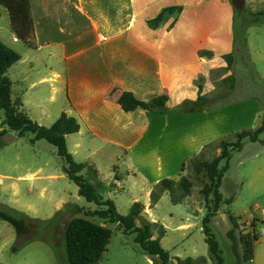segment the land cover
I'll list each match as a JSON object with an SVG mask.
<instances>
[{
  "label": "crops",
  "instance_id": "0c3cea01",
  "mask_svg": "<svg viewBox=\"0 0 264 264\" xmlns=\"http://www.w3.org/2000/svg\"><path fill=\"white\" fill-rule=\"evenodd\" d=\"M245 3L248 6L253 2L245 0ZM12 5L11 1L0 0V17H6L9 27L3 30L0 26V40L20 54V59L8 69L9 72L16 67L12 76L8 73L12 98L18 95L21 108L35 121L36 117L31 115L34 108H39L46 119L52 116L51 122L61 112L76 117L80 129L70 133L74 137L72 149L68 146V150L76 159L77 152L87 148L84 159L77 161L85 163L83 175L104 188L116 209L118 205L109 194L126 188L133 197L125 206L129 210L135 201L142 204L140 221L163 230L159 236L154 227L153 237H159L173 263L188 257V250L181 246L187 240L191 244L190 252L196 254L190 240L193 234L190 219L165 221L154 210L169 193L164 191L152 205L150 191L163 178L177 181L187 175L181 174L182 163L197 156L204 146L232 133L222 130L230 127L228 123L237 121L238 115H249L250 108L256 113L264 110V103L258 98L220 108L206 107L213 98L234 89L235 75L229 71L235 56L230 1L27 0L28 27L16 21ZM168 6L182 9L169 15L158 27L148 26L146 20ZM199 51L209 54L200 55ZM38 62H43L49 72L39 73L36 80L32 74ZM216 69L226 72L222 81L229 82L228 88L220 92L215 91L210 79ZM35 83L49 88L50 102L55 94L60 96L61 102L54 110L40 98L32 103L28 90ZM123 90L131 91L140 100L166 95L168 107L184 103L198 109L188 113L148 112L141 107L124 111L116 101ZM103 148L107 149L111 163L108 174L100 172L93 158ZM116 162L124 166V174L116 170ZM189 194L180 202L188 200ZM195 204L192 205L198 206ZM217 215L226 213L219 209L212 218ZM170 232L174 238L168 247L164 240ZM37 238L40 239L27 240ZM153 256H147L150 263L155 261Z\"/></svg>",
  "mask_w": 264,
  "mask_h": 264
},
{
  "label": "rangeland",
  "instance_id": "374dc122",
  "mask_svg": "<svg viewBox=\"0 0 264 264\" xmlns=\"http://www.w3.org/2000/svg\"><path fill=\"white\" fill-rule=\"evenodd\" d=\"M252 2L248 6L245 3V12L235 16L233 46L235 56L231 70H229L235 75L234 89L231 93L224 95L229 101L219 105V108L251 98L261 99L264 103V23L250 24L252 17L249 14L263 8L264 0H252ZM0 26L3 30H9L6 17H0ZM17 44L22 45L21 42ZM15 68L13 66L6 75L9 76V73L12 76ZM43 72L48 73L49 70L43 62H38L32 74L33 78L37 80V75ZM224 76L226 72L220 69L211 72L210 79L215 86V91L220 92L228 88L229 82L222 81ZM28 91L33 100L32 103H37L39 98L43 99V104L50 110H54L53 107L61 102L57 94L50 102L51 91L45 84L35 83ZM250 110L249 115H238L237 121L227 124L229 128L226 126L223 128L224 133L232 131L225 138L233 139L234 134L242 128L255 129L260 124L264 110L257 113L251 108ZM31 113L40 125L49 126L53 123L51 122L52 116L48 119L41 116L39 108H34ZM3 117V111L0 110L1 121ZM1 121L0 128L2 127ZM32 137L31 132H25L24 136L18 137L15 132L9 131L5 136L6 144L0 147V204L38 219V221H31L29 232L20 237L11 225L0 220V264H68L64 252L63 233L66 223L73 217H83L111 229L106 250L93 264H160L157 256H153L154 263L148 261V255L134 241V234L123 233L117 223L89 215L87 212L95 210L97 206L78 195L77 185L68 179L62 169L64 161L57 155L56 148L44 139L30 142ZM73 137L74 135L71 134L66 137L67 147L71 149ZM263 137L264 133L260 135V139ZM216 145L213 143L211 147L205 149L202 159L209 161L219 154L220 150L216 152ZM103 150V152H97L93 158L97 160L100 172L108 174L111 170L109 166L111 163L108 160L109 153L105 152L106 148ZM86 152L87 148L82 147L77 152L75 160L84 159ZM115 164L118 166L116 170L119 174H124V166L120 162ZM81 173L86 174L85 170ZM181 174H188L193 181L188 200L186 198L183 202L173 205L169 195L167 199L159 203L154 213L163 216L165 221H177L188 217L193 226L190 240L193 241L197 252L196 254L190 252L189 240L181 246L186 247L188 257L194 259L197 264H213L201 231V219L206 212L205 201L200 193L202 184L195 180L190 170L183 169ZM90 181L104 198H108L104 188L91 179ZM222 184L220 190L222 195L225 198L231 197L232 200L220 207L226 215H217L210 221L211 231L223 258L222 264H234L235 262L230 249V240L226 236V231L231 227L227 214L239 217V230L242 233H251L255 229L259 234L258 239L253 243V257L246 264H264V144L261 141L252 142L244 139L242 149L232 152ZM174 193L179 192L175 190ZM109 195L117 203L118 212L126 214L128 207L125 203L133 195L129 194L126 188L115 190V193ZM194 203L198 206L192 205ZM253 219L254 226L252 227L249 223ZM155 229L158 233L161 231L160 227H155ZM34 237H40V239L27 240V238ZM172 238L174 235L171 232L168 233L164 245L169 247L173 243ZM14 245L17 246L15 250L12 249Z\"/></svg>",
  "mask_w": 264,
  "mask_h": 264
},
{
  "label": "trees",
  "instance_id": "16d2710c",
  "mask_svg": "<svg viewBox=\"0 0 264 264\" xmlns=\"http://www.w3.org/2000/svg\"><path fill=\"white\" fill-rule=\"evenodd\" d=\"M8 1L13 4L11 11L16 21L23 27H28L27 0ZM229 1L233 8L235 39V16L245 12V0ZM181 9V6L165 7L156 16L147 19L146 22L152 28L158 27L169 15L177 14ZM249 14L252 17L250 24L260 25L264 23V7ZM233 52L235 54L234 50ZM199 54L207 55L209 52L199 51ZM225 57L228 58L230 56ZM19 59L20 54L0 40V110L3 111L4 115L1 121L2 127L0 128V147L6 144L5 136L9 131L15 132L18 137L24 136L25 132H31L33 137L30 142L38 139L46 140L56 148L57 155L64 161L62 169L68 179L77 185L78 195L97 206L95 210L87 212L89 215L98 216L107 222L117 223L123 233L134 234V241L141 247L142 251L145 254L157 256L160 264H197L190 257H186L183 260L177 259V262L173 263L169 251L160 244L159 237H153L152 230L156 225L140 221V213L143 209L140 202H133L126 214H120L114 202L111 199L104 198L97 191L95 185L81 173L85 163L77 162L73 158L66 143V135L75 133L80 129V122L76 117L61 112L51 125L44 126L30 118L23 111L20 99L12 98V82L6 75L8 69ZM166 100V95H153L146 100H140L131 91L126 90L121 91L116 99L124 111H131L141 107L148 112L170 113L179 111L188 113L198 109L196 105L192 106L184 103L168 107ZM228 101L226 96H219L210 100L206 107L208 109L215 108ZM262 133H264V115L260 125L255 129H242L234 134L233 139L225 137L220 139L215 146V149H220V153L211 160L202 159L204 150L213 145L208 144L204 146L197 156L182 163L181 170H190L195 180L202 184L200 193L205 201L206 212L201 219V227L204 241L208 247V254L213 264L223 263L218 243L210 228V221L217 214L222 204H228L232 200L231 197H223L220 191L224 173L229 166V159L233 151L242 149L244 139L252 142L261 141L264 144V137L262 139L259 138ZM222 162L223 164H221ZM192 186L193 181L188 177V174L182 175L177 181L163 178L152 187L150 202L154 205L162 193L168 191L171 201L178 203L190 193ZM175 190H178L179 193L175 194ZM228 217L231 227L226 231V236L230 240V249L235 257L234 264H246L253 257V243L258 239L259 234L255 229L251 233H242L239 230V217L233 214H229ZM0 219L11 224L19 236L26 235L31 227V219L26 214L2 204H0ZM137 220L140 221V224H137ZM249 224L253 227L254 219ZM162 233L163 230L161 229L158 233L159 236ZM237 233L239 234L238 236ZM63 234L64 251L68 264H93L98 261L102 252L106 250L107 242L111 236V229L83 217H73L66 223ZM12 249H17V246L14 245Z\"/></svg>",
  "mask_w": 264,
  "mask_h": 264
}]
</instances>
